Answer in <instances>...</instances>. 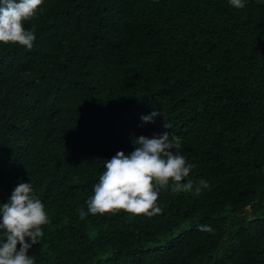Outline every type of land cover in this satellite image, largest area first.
Listing matches in <instances>:
<instances>
[{"label":"trees","instance_id":"1","mask_svg":"<svg viewBox=\"0 0 264 264\" xmlns=\"http://www.w3.org/2000/svg\"><path fill=\"white\" fill-rule=\"evenodd\" d=\"M24 26L31 49L0 44V205L21 182L44 203L35 264H264V0H43ZM165 131L209 187L82 218L106 159Z\"/></svg>","mask_w":264,"mask_h":264},{"label":"clouds","instance_id":"2","mask_svg":"<svg viewBox=\"0 0 264 264\" xmlns=\"http://www.w3.org/2000/svg\"><path fill=\"white\" fill-rule=\"evenodd\" d=\"M43 0H0V44H15L27 49L36 39L34 29H27L25 21L33 18ZM237 8L245 7V0H229ZM161 116L153 110L142 115L144 123H154ZM170 129L171 125L165 123ZM132 143L134 150L125 154L117 152L106 159L105 170L93 187L94 194L87 200V213L79 209L83 218L115 211L148 217L162 213L157 201L161 189L173 193L194 190L200 194L209 184L200 179L193 182L190 172L196 167L180 154L181 139L165 131L153 136H139ZM50 223L44 203L34 194L33 185L19 183L13 190L9 202L0 205V264H35L29 250L40 242L43 225ZM200 231L213 232L211 226L200 225ZM19 245V247H18Z\"/></svg>","mask_w":264,"mask_h":264},{"label":"water","instance_id":"3","mask_svg":"<svg viewBox=\"0 0 264 264\" xmlns=\"http://www.w3.org/2000/svg\"><path fill=\"white\" fill-rule=\"evenodd\" d=\"M249 208L252 209V205H250Z\"/></svg>","mask_w":264,"mask_h":264}]
</instances>
